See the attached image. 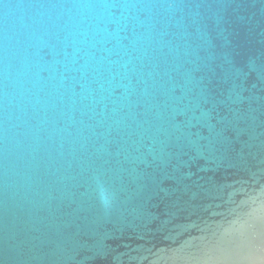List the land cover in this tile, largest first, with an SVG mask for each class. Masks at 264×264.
<instances>
[{
    "label": "water",
    "instance_id": "water-1",
    "mask_svg": "<svg viewBox=\"0 0 264 264\" xmlns=\"http://www.w3.org/2000/svg\"><path fill=\"white\" fill-rule=\"evenodd\" d=\"M0 264H264V39L229 0H0Z\"/></svg>",
    "mask_w": 264,
    "mask_h": 264
}]
</instances>
